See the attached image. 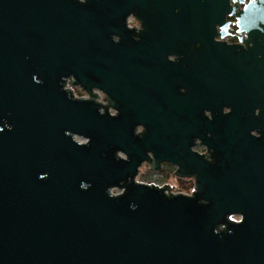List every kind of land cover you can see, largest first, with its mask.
Returning <instances> with one entry per match:
<instances>
[{
  "label": "water",
  "instance_id": "obj_1",
  "mask_svg": "<svg viewBox=\"0 0 264 264\" xmlns=\"http://www.w3.org/2000/svg\"><path fill=\"white\" fill-rule=\"evenodd\" d=\"M0 264H264V0H0Z\"/></svg>",
  "mask_w": 264,
  "mask_h": 264
},
{
  "label": "flooded vegetation",
  "instance_id": "obj_2",
  "mask_svg": "<svg viewBox=\"0 0 264 264\" xmlns=\"http://www.w3.org/2000/svg\"><path fill=\"white\" fill-rule=\"evenodd\" d=\"M245 2H248L249 0H244ZM232 3V2H231ZM240 8L243 7V3H240L239 5ZM227 22L234 23L235 18L233 16H227L226 17ZM127 25L128 28L132 29H139L140 24L137 22L133 17H129L127 20ZM228 36H226L223 41H225L228 44H237L239 42V37L240 34L237 33V28L235 25L231 24L228 29ZM243 34L241 33V36ZM215 40H220V38H215ZM179 59L178 55H168L166 58V61L168 64H173L177 62ZM75 90H79V88H73V92L75 95ZM81 90V89H80ZM190 92V89H188L186 86L185 87H180L178 93L179 94H184L186 95L187 93ZM192 92V91H191ZM190 92V93H191ZM103 94V93H102ZM198 95H196L197 97ZM105 95L103 94V100L104 102ZM194 97H189L187 100L188 105H192L191 107L193 110L196 107V103L194 102ZM204 105H200L202 107ZM214 112L216 115H218L221 110H220V105L219 101L216 99L214 103ZM203 110V117L210 118V113L205 110V108H202ZM113 112V111H111ZM223 112H228V109H224ZM257 112V111H256ZM205 119H202L203 121ZM218 124V122L216 123ZM203 127V125H202ZM143 130V127L141 125H137L135 128V133L138 134ZM202 133L206 136L209 137V134L205 130H202ZM252 135L257 136L255 132H251ZM192 151L197 152L198 154H206V148L203 145H200V139L196 138L195 139V145L191 148ZM119 157L122 159H126V156L123 153H118ZM149 156L152 157V155L149 153ZM177 169V165L172 163V162H162L160 164V167L158 170L153 171L151 169V166L149 163L146 161L142 162L141 165L138 167L137 175L135 177L136 182L144 183V184H154L156 186L162 187V186H168L172 192L175 193H183V194H190L194 188V179L190 177H178L175 175Z\"/></svg>",
  "mask_w": 264,
  "mask_h": 264
}]
</instances>
